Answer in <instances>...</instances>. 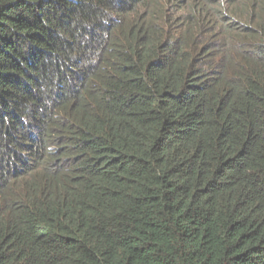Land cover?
Instances as JSON below:
<instances>
[{"label": "trees", "instance_id": "1", "mask_svg": "<svg viewBox=\"0 0 264 264\" xmlns=\"http://www.w3.org/2000/svg\"><path fill=\"white\" fill-rule=\"evenodd\" d=\"M0 264H264V0H0Z\"/></svg>", "mask_w": 264, "mask_h": 264}, {"label": "clouds", "instance_id": "2", "mask_svg": "<svg viewBox=\"0 0 264 264\" xmlns=\"http://www.w3.org/2000/svg\"><path fill=\"white\" fill-rule=\"evenodd\" d=\"M37 223H39L38 221H37ZM39 224H42V225H44L43 223H39ZM37 226H39V227H36L37 229H39V228H43L42 226H40V225H37Z\"/></svg>", "mask_w": 264, "mask_h": 264}]
</instances>
